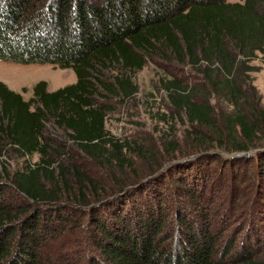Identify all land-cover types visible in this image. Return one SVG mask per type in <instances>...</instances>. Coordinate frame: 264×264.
Masks as SVG:
<instances>
[{"label":"trees","instance_id":"1","mask_svg":"<svg viewBox=\"0 0 264 264\" xmlns=\"http://www.w3.org/2000/svg\"><path fill=\"white\" fill-rule=\"evenodd\" d=\"M163 48L177 62L197 67L213 94L233 107L217 132L220 140L240 136L233 148L242 152L259 140L258 134L264 135V109L250 76L264 66V0H0L1 61L54 64L75 74L74 82L51 91L46 81H37L28 100L0 81V264H79L77 253L53 243L74 227L61 218L57 204L61 187L73 189L66 169L57 164L56 172L49 159L55 150L44 135L46 123L64 130L87 157L108 160L123 145L106 130V107L97 102L98 89L131 97L137 86L130 74L143 68L145 55ZM254 59L262 64L251 63ZM107 65L121 69L111 82L102 77ZM162 81L176 111L192 124L213 125L212 109L194 99L192 87L175 78ZM247 86L253 99L249 110L242 108L249 101ZM196 137L203 143L208 139ZM9 149L22 157L37 154L38 161L10 173L3 156ZM256 154L249 198L240 190L239 178L248 174L251 159H232L229 185L223 187L228 197L217 224L205 222L203 210L195 207L200 201L189 204L195 191L183 178L188 199L180 204L184 214L175 217L178 238L164 230L168 215L158 201L153 205L121 195L118 212H89L94 246L88 264H264V151ZM118 157L114 155L123 163ZM74 173L82 189L85 180L93 183L78 170ZM203 174L199 198L207 184L210 190L215 187V178L210 181L209 173ZM4 182L21 195L22 207L4 197ZM237 201L244 207L227 217ZM235 223L255 231L236 242L242 230L225 234Z\"/></svg>","mask_w":264,"mask_h":264},{"label":"rangeland","instance_id":"2","mask_svg":"<svg viewBox=\"0 0 264 264\" xmlns=\"http://www.w3.org/2000/svg\"><path fill=\"white\" fill-rule=\"evenodd\" d=\"M145 60L141 70L130 74L132 82L137 86L136 92L131 97L122 98L98 89L97 102L106 107V130L123 145L122 150L108 156V160L87 157L68 138L64 130L57 128L53 123H46L44 135L52 142L55 150L53 154H49V159L52 160L56 172L60 170L56 167L57 164H61L66 169L64 171L69 180V187L73 189L69 192L67 188L61 187L59 190L61 202L57 204L62 209L61 218L70 221V225L74 227H69L53 243L69 254L77 253L79 264H88L94 246L91 244L92 237L89 231L92 228V217L89 212L97 211L104 215L109 214L107 212L109 209L115 212V208L121 203L119 202L121 195L123 197L128 195L131 200L143 202L146 200L153 205L156 201L160 202L162 209L168 215L164 230L173 238L176 236L178 238L180 229L176 226L175 217L184 214L181 210L183 205L180 204L187 203L188 199V194L185 193L181 183L184 181L183 178H186L187 188L192 184V189L194 188L195 191L194 198L191 197L189 204L195 206L197 201H200L195 207H198L197 210H203L199 211L204 215L205 222L214 221L213 224L218 223L219 208L224 206V201L228 197L223 187L229 185H227V178L230 177L229 165L235 157L243 156L251 159L246 171L248 174L239 178V181L244 196L249 198L252 192L253 182L250 175L256 170L254 156L258 151H264V135L258 134L259 140L242 152L234 149L233 144L242 140L240 136L224 141L217 135L234 109L230 103L213 94V89L199 69L191 64L177 62L164 48L163 51L145 55ZM251 63L262 64L259 59H254ZM120 71L121 69L115 65H107L102 71V77L104 81L111 82L112 77ZM250 76L260 106L264 109V66L258 72H251ZM170 78L180 80L192 87L197 94L194 99L206 103L212 109L209 116L212 126L192 124L182 111L178 112L171 106L167 88L162 81ZM39 80L46 81L48 90L51 91L74 82L75 74L72 68L62 69L54 64H20L0 60V81L11 90L20 92L25 100L32 98L33 85ZM246 93L249 101L242 108L249 110L248 107L253 104V99L250 97L251 91L248 86ZM198 134L208 137L205 143L196 137ZM115 154L119 156L118 158H123L124 162L119 163L114 158ZM3 156L7 158L10 173L38 161L37 154L29 158L22 157L10 149ZM76 170L85 177L91 178L93 183L88 184L85 180L82 185L84 189L79 187L78 177L74 173ZM205 172L209 173L207 178L210 176V181L215 178L213 185L215 187L210 190L207 184L199 198ZM4 183L8 185L4 197L11 205L22 207L24 200L21 195L17 194L11 182ZM120 188L122 191H118ZM97 196L99 198L96 200ZM83 200L88 204L84 205ZM244 205L242 206V203L239 205L237 201L227 217L236 216L238 207L243 208ZM237 230L242 232L238 238L236 237V242L242 234L246 236L249 232L255 231L247 227L239 229L238 223H235L230 229H226L225 234H236ZM250 238L251 241L254 236L251 235ZM232 255L233 252L230 256Z\"/></svg>","mask_w":264,"mask_h":264},{"label":"crops","instance_id":"3","mask_svg":"<svg viewBox=\"0 0 264 264\" xmlns=\"http://www.w3.org/2000/svg\"><path fill=\"white\" fill-rule=\"evenodd\" d=\"M51 90H54V89H51ZM50 91V90H49Z\"/></svg>","mask_w":264,"mask_h":264}]
</instances>
